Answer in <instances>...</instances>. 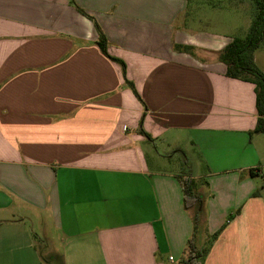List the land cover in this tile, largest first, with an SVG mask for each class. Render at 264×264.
<instances>
[{
  "label": "crops",
  "instance_id": "1",
  "mask_svg": "<svg viewBox=\"0 0 264 264\" xmlns=\"http://www.w3.org/2000/svg\"><path fill=\"white\" fill-rule=\"evenodd\" d=\"M201 7L0 0V264H44L11 204L35 210L60 264H175L196 244L180 178L201 201L202 264H264L254 85L225 76L229 27L201 29L213 25ZM94 24L125 71L100 52ZM182 151L194 174L161 168Z\"/></svg>",
  "mask_w": 264,
  "mask_h": 264
},
{
  "label": "trees",
  "instance_id": "2",
  "mask_svg": "<svg viewBox=\"0 0 264 264\" xmlns=\"http://www.w3.org/2000/svg\"><path fill=\"white\" fill-rule=\"evenodd\" d=\"M254 6L255 13L251 19L250 25L243 38H233L218 54V60L225 65V76L229 79L239 80L254 85L256 125L253 133L264 136V73L256 66L254 62V52L264 41V0H250ZM91 19V18H90ZM98 39L97 46L100 52L111 61L118 63L125 71L124 64L110 57L106 52L105 38L96 24ZM182 50L188 52L190 47H182ZM136 98L140 101L136 92L131 87ZM141 102V101H140ZM139 133L149 138L141 129ZM179 184L182 190L183 206L185 209L195 208L193 217L194 231L199 220L200 198L194 190V182L189 178H180ZM193 231V234H194ZM216 235H213L212 239ZM210 241L204 248L198 249L191 237L186 245L182 264H202L206 254L209 251Z\"/></svg>",
  "mask_w": 264,
  "mask_h": 264
},
{
  "label": "rangeland",
  "instance_id": "3",
  "mask_svg": "<svg viewBox=\"0 0 264 264\" xmlns=\"http://www.w3.org/2000/svg\"><path fill=\"white\" fill-rule=\"evenodd\" d=\"M202 1V7L198 9L197 11H200V15L202 18L208 19V23L210 21L213 22V25L211 24L206 25V27L202 26L201 29L203 30H213L212 32H216L218 34L222 33L225 29L224 23H227V26L229 27V34L233 38H243L247 32V29L250 25L251 19L255 13L254 6L250 0H201ZM206 23V22H205ZM207 23V24H208ZM218 23V24H215ZM203 25V24H202ZM255 56L257 59L258 66L262 69H264V41L261 43L257 51H255ZM260 135V134H259ZM264 137V136H262ZM264 139V138H263ZM152 149L156 150L157 153L160 155L166 156V146H163L161 141H156L151 146ZM171 153L169 151V155L171 156ZM193 158L191 157V153L188 151L185 153L182 151L180 154H176L175 157H173V160L170 162H164L161 161V168L166 171H173L177 174L181 173L183 175L189 176L190 174H194L197 169L196 167L192 166ZM263 173L262 176L259 177L260 182H264V168L260 167ZM24 205V204H23ZM194 208V207H193ZM35 210L31 211H24L19 212L16 210V206L14 204L10 205L9 212H11L14 215H19L23 219V216L26 217L25 225L32 236L34 246L36 250H38V253L44 260V264H60L61 258H51L48 253V247L50 246V243L52 239L50 231L47 230V232L42 229L37 222L36 214L34 213ZM191 211V210H190ZM189 211V212H190ZM191 213V212H190ZM199 222L197 223L194 231V237L196 239V247L200 249L201 247L205 246L207 244V241L209 238L204 237V232L201 230V227H198ZM50 230V229H49ZM47 237V241H45V237ZM54 239V238H53ZM58 248H60L58 246ZM61 249H59L60 251ZM58 251V252H59ZM49 256V257H48ZM184 258V255H182V258L177 261L175 264H182V260ZM46 262V263H45Z\"/></svg>",
  "mask_w": 264,
  "mask_h": 264
},
{
  "label": "built area",
  "instance_id": "4",
  "mask_svg": "<svg viewBox=\"0 0 264 264\" xmlns=\"http://www.w3.org/2000/svg\"><path fill=\"white\" fill-rule=\"evenodd\" d=\"M169 260H172V258H169Z\"/></svg>",
  "mask_w": 264,
  "mask_h": 264
}]
</instances>
